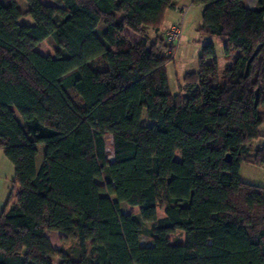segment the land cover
I'll return each mask as SVG.
<instances>
[{"label": "trees", "instance_id": "trees-1", "mask_svg": "<svg viewBox=\"0 0 264 264\" xmlns=\"http://www.w3.org/2000/svg\"><path fill=\"white\" fill-rule=\"evenodd\" d=\"M23 1L0 0V264H264V186L240 178L264 169V0H192L205 41L176 93L149 32L177 0Z\"/></svg>", "mask_w": 264, "mask_h": 264}, {"label": "rangeland", "instance_id": "rangeland-1", "mask_svg": "<svg viewBox=\"0 0 264 264\" xmlns=\"http://www.w3.org/2000/svg\"><path fill=\"white\" fill-rule=\"evenodd\" d=\"M18 3L22 8L26 6V3L23 0H18ZM201 15L202 12L199 5H194V8L192 9L191 13H188L186 20L182 25V35L178 41L179 46L174 53V59L169 61L167 64L169 85L171 92L173 93L177 92L178 83L181 82L183 75L189 70H197L198 68V58L201 55V45L205 41L204 37L200 36V34L197 32V29L201 23ZM21 22L32 24V18L30 16L23 17ZM149 33L152 38H154L153 36H155V33L152 31ZM126 34L131 39L137 38V36L131 32L127 31ZM213 43L215 46L218 64L219 66H222L227 59L223 57L221 43L217 39H214ZM54 48V42L51 38L42 41L38 45V50L43 55H54ZM74 98L76 99L75 96ZM262 129L264 130V127H262ZM107 143L110 144V138H108ZM108 149L110 150V147H108ZM107 157L109 159L112 158L111 154H109ZM240 178L247 183L264 186V169L249 164H243L240 170ZM134 210L135 208H131L125 203L120 204V211L123 213H129L130 211ZM158 214L159 216L162 215L161 209H159ZM45 235L50 240L52 246L57 252L63 251L71 256L76 255L77 242L74 238H67L62 232L59 231H45ZM178 239L179 236L174 238L175 241ZM140 242L142 245H148L150 243L146 237H142ZM58 262L59 255L55 254L53 256V264H58Z\"/></svg>", "mask_w": 264, "mask_h": 264}, {"label": "crops", "instance_id": "crops-1", "mask_svg": "<svg viewBox=\"0 0 264 264\" xmlns=\"http://www.w3.org/2000/svg\"><path fill=\"white\" fill-rule=\"evenodd\" d=\"M245 3L249 7H255L256 0H245ZM177 7L175 9H168L165 11L164 19L161 26L158 28L157 32H154V37H162L164 30L171 24L181 22L184 24L188 13L192 11L194 5L192 0H177ZM201 12L203 11V6L199 5ZM200 12V10H199ZM162 27V29H161ZM214 39H212L213 41ZM179 44H177L176 49ZM264 127L261 126V137L255 141L256 145L264 144ZM14 180V166L11 161L4 155L2 149H0V212L2 211L4 204L10 193L12 182Z\"/></svg>", "mask_w": 264, "mask_h": 264}, {"label": "built area", "instance_id": "built-area-1", "mask_svg": "<svg viewBox=\"0 0 264 264\" xmlns=\"http://www.w3.org/2000/svg\"><path fill=\"white\" fill-rule=\"evenodd\" d=\"M182 29L183 28L181 22H177L169 25L163 32L162 35L163 42L175 48L182 35ZM168 53L170 54L171 57H173L175 50L170 49L168 50Z\"/></svg>", "mask_w": 264, "mask_h": 264}, {"label": "water", "instance_id": "water-1", "mask_svg": "<svg viewBox=\"0 0 264 264\" xmlns=\"http://www.w3.org/2000/svg\"><path fill=\"white\" fill-rule=\"evenodd\" d=\"M259 48H260V46H258V47L254 50V52L252 53V55H251L250 58L248 59V61H247V63H246L245 74L247 73V69H248V65H249L250 61H251L252 58L256 55V53L258 52ZM257 94H258V91L256 90V91H255V105H256V102H257ZM225 160H226V161H230V160H231V157H230L229 154H226V156H225Z\"/></svg>", "mask_w": 264, "mask_h": 264}]
</instances>
